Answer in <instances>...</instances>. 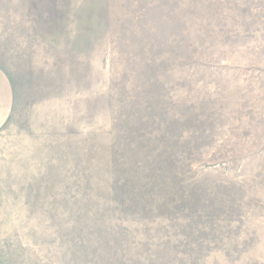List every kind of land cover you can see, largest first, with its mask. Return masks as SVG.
Listing matches in <instances>:
<instances>
[{"label": "rangeland", "instance_id": "1", "mask_svg": "<svg viewBox=\"0 0 264 264\" xmlns=\"http://www.w3.org/2000/svg\"><path fill=\"white\" fill-rule=\"evenodd\" d=\"M0 12V264H264V0Z\"/></svg>", "mask_w": 264, "mask_h": 264}, {"label": "crops", "instance_id": "2", "mask_svg": "<svg viewBox=\"0 0 264 264\" xmlns=\"http://www.w3.org/2000/svg\"><path fill=\"white\" fill-rule=\"evenodd\" d=\"M0 23H1V12H0Z\"/></svg>", "mask_w": 264, "mask_h": 264}]
</instances>
